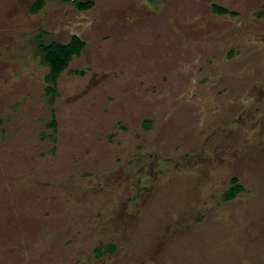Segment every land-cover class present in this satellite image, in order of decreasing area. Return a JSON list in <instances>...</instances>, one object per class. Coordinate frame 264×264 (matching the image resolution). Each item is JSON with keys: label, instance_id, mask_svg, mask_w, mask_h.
<instances>
[{"label": "rangeland", "instance_id": "374dc122", "mask_svg": "<svg viewBox=\"0 0 264 264\" xmlns=\"http://www.w3.org/2000/svg\"><path fill=\"white\" fill-rule=\"evenodd\" d=\"M36 1L0 0V264H264V0ZM38 35L85 43L53 106Z\"/></svg>", "mask_w": 264, "mask_h": 264}, {"label": "trees", "instance_id": "16d2710c", "mask_svg": "<svg viewBox=\"0 0 264 264\" xmlns=\"http://www.w3.org/2000/svg\"><path fill=\"white\" fill-rule=\"evenodd\" d=\"M62 4H72L81 12L89 11L93 9L94 3L91 1L84 2L82 0H53ZM45 6L44 0H38L35 2L32 8V13L37 14ZM214 11L219 15L236 16L235 13L230 12L224 8L214 6ZM37 43L35 44L37 54L40 57L41 63L44 67L48 68V73L45 77V82L48 85L46 87V95L48 96V102L51 106L54 105L56 96L58 94V81L62 73H64L70 66L75 56H79L81 51L85 47V43L78 37H73L69 43L61 44L52 42H45L43 35L36 37ZM147 124H150L147 122ZM51 129L56 132L57 121L53 113L52 120L50 122ZM244 192V188L239 184L237 179H232L230 189L223 195L224 201L234 200L240 193ZM115 247L112 245L104 246L95 250L97 258H101L105 255L113 253Z\"/></svg>", "mask_w": 264, "mask_h": 264}]
</instances>
